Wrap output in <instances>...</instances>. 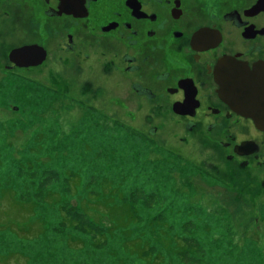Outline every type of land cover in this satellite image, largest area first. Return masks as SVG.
<instances>
[{
    "label": "rangeland",
    "instance_id": "rangeland-1",
    "mask_svg": "<svg viewBox=\"0 0 264 264\" xmlns=\"http://www.w3.org/2000/svg\"><path fill=\"white\" fill-rule=\"evenodd\" d=\"M15 41L0 20V68ZM49 69H0V264H264L263 196L242 193L240 183L230 190L194 168L181 173L175 156L111 120L119 112L110 102L115 92L112 84L103 90L95 71L71 76L58 67L68 99L14 77L49 87ZM175 151L192 166L196 154ZM65 165L84 188L68 173L59 181ZM13 179L15 191L23 188L17 196L4 189ZM130 185L134 213H121ZM131 230L148 234L139 253L125 244L137 235Z\"/></svg>",
    "mask_w": 264,
    "mask_h": 264
},
{
    "label": "flooded vegetation",
    "instance_id": "flooded-vegetation-1",
    "mask_svg": "<svg viewBox=\"0 0 264 264\" xmlns=\"http://www.w3.org/2000/svg\"><path fill=\"white\" fill-rule=\"evenodd\" d=\"M0 20L18 43L0 69L48 65L55 92L65 88L59 66L95 71L115 92L113 122L180 159L175 149L196 154L192 168L230 190L240 183L264 197V0H0ZM22 46L41 48L43 60L14 66L8 54Z\"/></svg>",
    "mask_w": 264,
    "mask_h": 264
},
{
    "label": "trees",
    "instance_id": "trees-1",
    "mask_svg": "<svg viewBox=\"0 0 264 264\" xmlns=\"http://www.w3.org/2000/svg\"><path fill=\"white\" fill-rule=\"evenodd\" d=\"M16 79H20V80H23L24 82H26L27 84H30V85H32V86H39V87H41V88H43V89H45V90H49V91H51V92H54V93H56V94H58V95H60V96H62V97H64V98H66V99H68L67 98V96H66V94L65 93H62V92H55V91H53L52 90V88L49 86V87H46V86H43L42 84H40V83H38L37 81H34V80H31V79H29L27 76H25V77H21V76H17V75H15L14 76ZM81 102V101H80ZM82 103V102H81ZM86 107V106H85ZM165 154H169V153H166V152H164ZM61 157V154L59 155V156H57V158H60ZM176 157V156H175ZM108 158V157H107ZM177 158V160H179L181 163H183V165L184 166H182V169H179L180 170V172L181 173H183V172H185L186 171V168L185 167H190V168H192V166L191 165H189L188 163H185V161H183L182 159H180V158H178V157H176ZM109 159V158H108ZM78 165H80V164H78ZM65 168H66V170H62L61 172H60V179H59V181L61 182V181H63L62 180V178H65L64 179V181L65 182H68V178H71V177H68L67 176V173L70 175H73L72 176V178L70 179V184L72 185V186H78V185H80L81 186V184L83 183L84 185L82 186V188H84L85 187V183L84 182H82L81 184L79 183V181L77 182L76 180H75V178H78V175L77 174H74V173H69V172H71V170H70V166H66L65 165ZM46 169V168H45ZM45 169H43V170H45ZM68 170V171H67ZM178 170V169H177ZM178 170V171H179ZM183 171V172H182ZM63 176V177H62ZM186 179V178H185ZM188 179V178H187ZM74 182H73V181ZM58 181V182H59ZM76 181V182H75ZM15 179H13V182L12 183H7V188H4L5 190H8V191H10L11 193H12V195H16V194H18V191H17V188H19V189H21V191L23 192V188L21 187V186H16V191L14 190V188H13V185L15 184ZM58 182H56V183H58ZM77 183H79V184H77ZM86 184H88V183H86ZM154 185L156 184L155 182L153 183ZM109 185V184H108ZM138 185H140V183L138 182ZM109 186H103V188L102 187H100L99 188V192L101 191V190H104V192H106V190H107V188H108ZM117 187V186H116ZM55 188H57V185L55 186ZM3 189V190H4ZM58 188L56 189V190H53V195L54 194H56L55 195V197H57L58 196V199H60V195H59V193H58ZM90 190H94V188H90ZM147 192V191H146ZM47 193H49V194H51L50 192H47ZM98 193V191H95V194H97ZM52 195V194H51ZM87 196H88V194H86ZM17 196V195H16ZM128 199H129V202H125V201H120V207L118 206V208L120 209V212L121 213H124V212H127L128 213V209L132 212V213H134V210H132L131 209V207H132V199H133V196H134V192H133V188L131 187V185H130V192L128 193ZM53 201V200H52ZM165 206H163V208H164ZM116 209H117V206H115L114 207V212H117L116 211ZM185 210L187 209V207H185L184 208ZM166 211L168 212L167 213V216L169 217V214H170V211H171V209H166ZM109 212H112V209H110L109 210ZM126 217H121V218H119L118 219V221H114V225L113 226H116V225H119V223L121 222V223H123V222H125L126 221V219H125ZM124 220V221H123ZM134 220V218L133 219H131L130 220V222L129 223H131L132 221ZM70 222H71V220H70ZM157 224H162V220H159V221H157L156 222ZM163 226V225H162ZM167 225H166V221H165V227H166ZM180 231L181 232H183V233H185V231L183 230V229H180ZM109 233H112V231L111 230H109L108 231ZM106 233V232H105ZM134 233H137V235H135V236H133L134 235ZM130 235H132L133 237L131 238V239H128V240H126L125 241V244H127V246H129V247H131V249H133L134 251H136V253H139L138 252V250H137V248H139L140 246L143 248V245H142V243H146V237H147V233L145 232V231H140V232H133L132 230L130 231ZM168 236V235H167ZM142 237V238H141ZM174 238H176V235H174L173 236ZM142 241H144V242H142ZM137 242V243H136ZM151 243V242H150ZM130 245H133V246H130ZM126 246V247H127ZM126 250L128 251V248H126ZM179 252H182V251H184V248H180L179 250H178ZM192 252H194V250L192 249ZM11 255H14V254H10L9 256H6L4 259H3V262H5V259H8L9 257H11ZM132 255H135V256H138V254H134V253H132ZM140 255V254H139ZM138 259H142V258H138ZM153 259V256H150V260H152ZM262 259V258H261ZM205 260H208V259H205ZM214 259L212 258L211 260H208L209 262H212Z\"/></svg>",
    "mask_w": 264,
    "mask_h": 264
},
{
    "label": "water",
    "instance_id": "water-1",
    "mask_svg": "<svg viewBox=\"0 0 264 264\" xmlns=\"http://www.w3.org/2000/svg\"><path fill=\"white\" fill-rule=\"evenodd\" d=\"M35 50H38V52L35 53V55L39 56L38 61H37V56H36L35 62L32 64H20V63H18L17 59L19 56L23 55V57L26 58L30 54H33V52ZM33 56H34V54H33ZM43 58H44V52L41 48H39L37 46H22L20 48L11 50L8 54V61L18 68L37 65L43 60ZM251 103H252V100H251Z\"/></svg>",
    "mask_w": 264,
    "mask_h": 264
}]
</instances>
